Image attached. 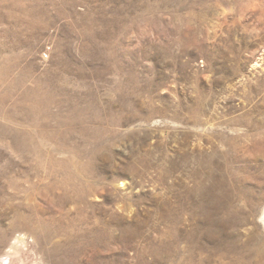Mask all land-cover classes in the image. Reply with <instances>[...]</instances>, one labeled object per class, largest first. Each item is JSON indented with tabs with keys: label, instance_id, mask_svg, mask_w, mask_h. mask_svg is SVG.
<instances>
[{
	"label": "rangeland",
	"instance_id": "obj_1",
	"mask_svg": "<svg viewBox=\"0 0 264 264\" xmlns=\"http://www.w3.org/2000/svg\"><path fill=\"white\" fill-rule=\"evenodd\" d=\"M62 166L23 264H264V0H0V223Z\"/></svg>",
	"mask_w": 264,
	"mask_h": 264
},
{
	"label": "bare ground",
	"instance_id": "obj_2",
	"mask_svg": "<svg viewBox=\"0 0 264 264\" xmlns=\"http://www.w3.org/2000/svg\"><path fill=\"white\" fill-rule=\"evenodd\" d=\"M38 161H39V159H38ZM44 162H45V160H44ZM46 163H48V162H46ZM38 164H39V162H38ZM40 167H42V166H40ZM62 168H63V166H62ZM78 169L77 170H73V169L72 170H65L64 169V171H62V172L55 171L56 170L55 169L54 171L51 170V171H48V172L43 173V174H41L40 172L34 173L32 175L30 174L31 176L27 177L26 180H24V181H26L25 185L21 184L22 186L19 185L17 187L20 191H22L23 194L17 195L18 191L17 192L15 191L14 196L10 197V200L7 201L8 202L7 208L5 207L6 209L2 213V216H1L0 259L4 256L12 255L10 262L15 261V262H18L17 264H23L22 263L23 261L21 258L22 252L26 247L30 246L31 242L37 243L41 237H45L46 239L50 238V236H51L50 234L52 233V232L50 233V226L53 224V222L56 223L57 218L55 220L54 217H45L42 215H41L42 217L32 216V215H29L28 213L25 214L23 212V211H25V210H23L24 208L27 209L30 213L31 212L36 213V211H38L37 210L38 209V203H39L38 199L41 198L38 196V193L41 192V193L46 194L47 197H49L55 203H58V204H59V202L61 203V202H63V200L65 201V199H68V198L89 197L91 195L93 187H92L91 180H89L90 175L88 174L89 175L88 176V175H86L87 172L84 173L83 172L84 170L81 171ZM1 191H2V189H1ZM17 199H18V201H17L18 203L15 202ZM0 200H3V198H0ZM88 200L86 199V201H88ZM61 205H62V203H61ZM77 212H79V211H77ZM6 220H9L7 226L4 225V222ZM69 223H70V221H69ZM58 224H59V227L61 229H65V231H67L66 229L68 228L69 224L66 226H65V224L62 225L60 222H58ZM56 230H57V228H56ZM89 232H87V233H89ZM56 233H54V234H56ZM78 236H76V237H78ZM68 239H69V237H68ZM87 240L89 241V239H87ZM48 247H50V246H48Z\"/></svg>",
	"mask_w": 264,
	"mask_h": 264
}]
</instances>
